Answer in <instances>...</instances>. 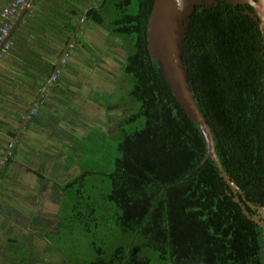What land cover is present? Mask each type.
I'll return each mask as SVG.
<instances>
[{
    "label": "trees",
    "instance_id": "16d2710c",
    "mask_svg": "<svg viewBox=\"0 0 264 264\" xmlns=\"http://www.w3.org/2000/svg\"><path fill=\"white\" fill-rule=\"evenodd\" d=\"M11 1L0 0V12ZM152 5L153 0H103L86 14V22L124 45L121 73L129 89L121 103L132 112L115 124L113 170L102 175L83 171L57 187L70 200L60 205L58 230L70 212L96 254L92 264H152L134 248L137 239L156 254V264H264V215L251 208L264 206L263 46L258 22L245 14L253 10L220 0L197 5L182 45L188 82L213 133L215 154L241 191L234 194L212 160L198 168L205 154L198 126L149 57ZM76 13L81 11L58 14L54 24L65 42L75 29ZM54 69L42 68L47 79ZM97 174L102 179L92 187L89 179ZM117 236L129 243L114 246L106 258L103 246Z\"/></svg>",
    "mask_w": 264,
    "mask_h": 264
},
{
    "label": "crops",
    "instance_id": "0c3cea01",
    "mask_svg": "<svg viewBox=\"0 0 264 264\" xmlns=\"http://www.w3.org/2000/svg\"><path fill=\"white\" fill-rule=\"evenodd\" d=\"M78 2L83 9L90 0H33L9 39V52L0 59V176L5 172L0 180V228L16 229L8 235L0 233V264H76L79 261L72 253L69 255L73 260L63 255L55 246L60 240L55 237L59 233L61 201L57 187L70 179L62 182L60 172L55 174L57 180H48V165L52 161L39 156L40 148L34 147L36 143L40 145L41 139H36L40 126L36 121L37 111L30 115L29 106L30 99L41 104L55 90L54 80L49 82L50 77L47 79L42 68L56 66L65 49L61 28L54 26L60 21L58 14L69 12L70 7L64 4L74 7ZM86 32L85 29L77 36L84 51ZM80 45L70 46L69 56L70 49L77 51ZM14 83L21 85V89L13 87ZM34 83L43 86L33 88L30 84ZM27 113L29 117L23 121ZM29 131L35 135L30 134L28 139ZM4 210L16 211L17 219L24 217L25 221L21 224L16 218L15 221L7 218Z\"/></svg>",
    "mask_w": 264,
    "mask_h": 264
},
{
    "label": "rangeland",
    "instance_id": "374dc122",
    "mask_svg": "<svg viewBox=\"0 0 264 264\" xmlns=\"http://www.w3.org/2000/svg\"><path fill=\"white\" fill-rule=\"evenodd\" d=\"M87 29V49L84 51L83 46L82 50L80 45L77 51L70 49V56L67 52V57H63L58 73L53 77L55 90L46 100H41L37 107L36 121L40 128L36 132V139L41 141L40 145L36 143L34 147L40 148L39 156L52 161V165H48L49 181L57 180L55 174L60 172L62 182L71 180L75 174L83 171L101 175L111 172L118 144L114 130L116 121L132 112V108L126 109L121 103L129 89L121 73L124 46L105 30L98 27ZM29 132L28 139L30 134H34ZM67 169L71 170L65 171ZM101 175L91 176L90 186L96 185L102 179ZM60 200L62 207L70 201L67 194H60ZM4 211L7 218L14 221V218L17 219L14 214L16 211ZM69 213L66 214L67 221L63 222L64 227L55 236L57 240L60 238L55 246L72 260L70 253L77 256V264H92L96 260V254L91 253L88 248L90 240L80 224L71 222ZM19 218L16 221L22 224L25 218ZM13 230H16L13 226L7 229L1 227L0 233L8 235ZM120 238L111 240L110 243L107 239L103 246L106 258L114 250V246L129 243L128 238L118 241ZM134 248L141 255L150 258L152 264H156V254L142 240L137 239Z\"/></svg>",
    "mask_w": 264,
    "mask_h": 264
},
{
    "label": "water",
    "instance_id": "95a60500",
    "mask_svg": "<svg viewBox=\"0 0 264 264\" xmlns=\"http://www.w3.org/2000/svg\"><path fill=\"white\" fill-rule=\"evenodd\" d=\"M218 0H153L150 18L147 23V51L151 61L157 62L161 74L169 87L175 100L184 111L187 118L198 126V132L201 135L205 146V154L203 160L198 165L200 168L208 159L212 160L230 190L236 194L241 193L237 185L232 182L223 172L222 166L215 154V142L213 133L206 123L205 118L200 114L197 101L191 91L188 82L186 68L182 61V45L185 38V31L194 7L197 5L209 6L216 4ZM228 3L232 7L236 5H248L253 12L245 14L258 22V28L262 38L263 61H264V0H220ZM33 0H28L24 8L19 14L15 25L11 28L6 40H9L15 29L21 22L25 12L31 6ZM82 18L81 22L84 20ZM78 30V27L76 28ZM71 40L61 53L56 63L55 69L49 78V82L55 77L58 66L65 56L67 49L70 47ZM48 82V83H49ZM48 83L45 85L47 87ZM264 88V86H263ZM36 103H32L30 110L35 107ZM29 117L27 113L23 119L25 121ZM236 203H240L237 197L234 198ZM250 206V204L248 203ZM252 209L264 215V206H251ZM243 213L252 221H257L256 217H251L242 206Z\"/></svg>",
    "mask_w": 264,
    "mask_h": 264
},
{
    "label": "built area",
    "instance_id": "2783aa9c",
    "mask_svg": "<svg viewBox=\"0 0 264 264\" xmlns=\"http://www.w3.org/2000/svg\"><path fill=\"white\" fill-rule=\"evenodd\" d=\"M27 1L28 0H12L0 12V59L8 53L11 48V43L9 40H6V38ZM34 112V109H32L30 115H33Z\"/></svg>",
    "mask_w": 264,
    "mask_h": 264
},
{
    "label": "flooded vegetation",
    "instance_id": "af4514ba",
    "mask_svg": "<svg viewBox=\"0 0 264 264\" xmlns=\"http://www.w3.org/2000/svg\"><path fill=\"white\" fill-rule=\"evenodd\" d=\"M103 3V0H90L88 6L86 5L85 8H81V4L78 2L76 6H71L69 11L71 10H75V9H78L81 11V13H76V19L72 22L73 25H75V29L74 31L69 34V39L67 42H65V48L66 46L68 45L69 41L71 40V44L70 46H77V45H80V41L77 40V36L78 34L82 33L85 31V29H87L88 27H98L96 25H94L93 23H88L85 21V18H86V14L88 12L89 9L91 8H98L100 5H102ZM85 15V18L84 20L81 22L82 18L84 17ZM72 16V15H71ZM78 27V30H76V28ZM87 27V28H86ZM99 29H102L100 27H98ZM88 30V29H87ZM104 30V29H102ZM108 33V32H107ZM109 34V33H108ZM115 38V37H114ZM116 39V38H115ZM118 40V39H117ZM119 41V40H118ZM122 44V43H121ZM123 45V44H122ZM124 46V45H123ZM65 50V49H64ZM63 52V51H62ZM125 52V50H124ZM64 60V59H63Z\"/></svg>",
    "mask_w": 264,
    "mask_h": 264
}]
</instances>
